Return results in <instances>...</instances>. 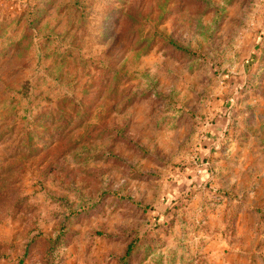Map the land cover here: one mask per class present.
Returning a JSON list of instances; mask_svg holds the SVG:
<instances>
[{
	"label": "rangeland",
	"instance_id": "rangeland-1",
	"mask_svg": "<svg viewBox=\"0 0 264 264\" xmlns=\"http://www.w3.org/2000/svg\"><path fill=\"white\" fill-rule=\"evenodd\" d=\"M0 264H264V0H0Z\"/></svg>",
	"mask_w": 264,
	"mask_h": 264
}]
</instances>
